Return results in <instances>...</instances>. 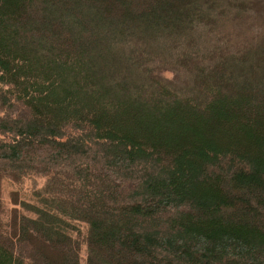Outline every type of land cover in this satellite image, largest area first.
Listing matches in <instances>:
<instances>
[{"label": "trees", "instance_id": "16d2710c", "mask_svg": "<svg viewBox=\"0 0 264 264\" xmlns=\"http://www.w3.org/2000/svg\"><path fill=\"white\" fill-rule=\"evenodd\" d=\"M0 264H264V0H0Z\"/></svg>", "mask_w": 264, "mask_h": 264}, {"label": "rangeland", "instance_id": "374dc122", "mask_svg": "<svg viewBox=\"0 0 264 264\" xmlns=\"http://www.w3.org/2000/svg\"><path fill=\"white\" fill-rule=\"evenodd\" d=\"M166 77H170L171 74L170 73H165ZM36 179V185L40 186L44 180H42V178H38L35 177ZM34 186V182L32 180H26L24 187L23 188H18L17 186L14 185H10L7 182H4L2 184V200L4 202V205L6 208H10L12 206L11 202H10V198H9V193L10 191L14 190V189H19L20 190V195L22 198L27 199L31 202H34L35 200L31 197V190L30 188ZM77 225V227L84 232L86 230V225L83 223H75ZM82 254H84V246H82Z\"/></svg>", "mask_w": 264, "mask_h": 264}, {"label": "bare ground", "instance_id": "6f19581e", "mask_svg": "<svg viewBox=\"0 0 264 264\" xmlns=\"http://www.w3.org/2000/svg\"><path fill=\"white\" fill-rule=\"evenodd\" d=\"M13 125V124H12ZM141 170V169H140ZM104 172V171H103ZM143 172V171H142ZM199 176V175H198ZM126 185V184H125ZM156 199V198H155ZM175 211V210H174ZM144 225V224H143ZM148 225V224H147ZM165 231H166V229H165ZM169 233V232H168ZM181 250V249H180ZM127 251V250H126Z\"/></svg>", "mask_w": 264, "mask_h": 264}]
</instances>
